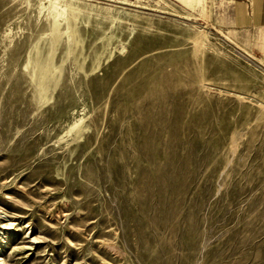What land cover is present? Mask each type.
<instances>
[{"label":"rangeland","instance_id":"374dc122","mask_svg":"<svg viewBox=\"0 0 264 264\" xmlns=\"http://www.w3.org/2000/svg\"><path fill=\"white\" fill-rule=\"evenodd\" d=\"M232 5L0 0V264H264V27ZM54 8L83 44L42 97Z\"/></svg>","mask_w":264,"mask_h":264},{"label":"bare ground","instance_id":"6f19581e","mask_svg":"<svg viewBox=\"0 0 264 264\" xmlns=\"http://www.w3.org/2000/svg\"><path fill=\"white\" fill-rule=\"evenodd\" d=\"M56 1L60 2L61 0H56ZM54 10H56L57 15L53 16L52 18V24L50 26L51 27V35H50L51 37L49 40L47 51L39 47L38 44L34 45L32 48V52L30 54L29 62L27 64V66L32 65L33 69L38 71V74L36 76L35 74H33V78L36 77V82L40 89V95L42 97L45 96L47 89L50 87L51 84L53 85L57 79V77L55 76H53L52 80H49V79L45 80L43 79V77L49 71L50 67L55 66L54 62H55L56 51L58 49V46L63 41V37L66 36L67 38V42H66L67 48H66V53H65L67 58L68 56L71 55V53H74L83 44L82 38L78 32V28L74 24L78 13L73 12L69 16L68 14H66V12L62 10H58L57 8H54ZM63 16L65 18L64 22L61 20ZM75 39H77V42H75ZM99 62H100V54L98 53V55L96 56L93 62V67L98 66ZM64 63H66L65 59L63 61V64ZM76 63H77L78 68L80 70H83L84 62L81 63L76 59ZM58 68L59 67H56V71ZM75 129H77V127Z\"/></svg>","mask_w":264,"mask_h":264},{"label":"crops","instance_id":"0c3cea01","mask_svg":"<svg viewBox=\"0 0 264 264\" xmlns=\"http://www.w3.org/2000/svg\"><path fill=\"white\" fill-rule=\"evenodd\" d=\"M232 15L239 29L264 27V0L233 1Z\"/></svg>","mask_w":264,"mask_h":264}]
</instances>
